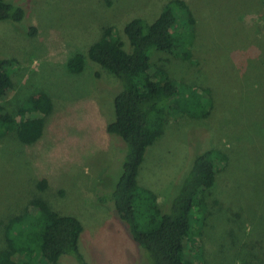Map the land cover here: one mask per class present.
Returning a JSON list of instances; mask_svg holds the SVG:
<instances>
[{
	"label": "rangeland",
	"instance_id": "rangeland-1",
	"mask_svg": "<svg viewBox=\"0 0 264 264\" xmlns=\"http://www.w3.org/2000/svg\"><path fill=\"white\" fill-rule=\"evenodd\" d=\"M6 1L22 6L25 17L0 21V57L18 60L8 71L10 93L0 104L12 112L43 92L53 110L37 142L0 138V251L6 247L1 220L41 197L81 220L89 264H146L122 223L96 201L120 171L119 143L105 130L118 79L87 58L79 73L69 72L66 61L76 52L85 54L106 26L124 40L126 21L136 16L151 21L170 0ZM182 1L196 22L192 58L157 53L153 62L163 63L181 87H195L200 106L209 105L200 90L208 88L211 105L206 115L169 116L164 135L146 151L140 184L164 201L179 188L195 152L221 148L229 161L219 165L208 194L217 203L201 235L198 222L189 235L193 256L201 250L208 264H264V0ZM42 178L47 184L40 189ZM60 263L78 264L70 255Z\"/></svg>",
	"mask_w": 264,
	"mask_h": 264
},
{
	"label": "trees",
	"instance_id": "trees-1",
	"mask_svg": "<svg viewBox=\"0 0 264 264\" xmlns=\"http://www.w3.org/2000/svg\"><path fill=\"white\" fill-rule=\"evenodd\" d=\"M24 17L22 6L0 0V21L20 22ZM195 24L193 12L184 1L170 0L151 21L139 16L126 21L122 26L124 40L114 36V26H106L85 54L76 52L66 61L69 72L79 73L87 58L118 79L113 116L105 130L119 143L120 171L108 193L96 201L122 223L146 264H208L201 250L196 249L197 256H193L189 235L196 232L195 222L200 227H196V234L201 235L211 208L215 209L217 200H209L208 194L216 183L219 165L229 161L227 153L218 147L195 152L179 178V188L164 201L139 179L146 151L164 135L169 116L206 115L211 105L208 88L200 90L205 91L209 105L200 106L195 87H181L163 63L153 62L157 53L191 59ZM28 31L34 34L36 28L30 26ZM17 65L14 57H0V101L10 93L8 71ZM52 110V98L43 92L27 97L12 112L0 104V138L25 145L37 142ZM46 184L42 178L37 186L43 189ZM1 223L6 247L0 251V264H61L65 255L78 264H89L81 241V220L53 209L41 197H32L21 212Z\"/></svg>",
	"mask_w": 264,
	"mask_h": 264
}]
</instances>
